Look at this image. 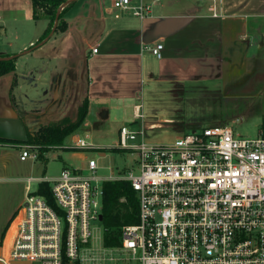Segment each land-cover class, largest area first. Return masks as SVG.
<instances>
[{
	"label": "built area",
	"instance_id": "obj_1",
	"mask_svg": "<svg viewBox=\"0 0 264 264\" xmlns=\"http://www.w3.org/2000/svg\"><path fill=\"white\" fill-rule=\"evenodd\" d=\"M130 2L112 0V7L147 15L149 5ZM162 47L148 49L160 58ZM140 135L120 126L111 147L128 152L137 173L101 179L90 158L88 175L64 166L50 182L28 178L25 199L0 239V264H264V136L243 138L227 125L192 128L166 145L135 142ZM19 147L20 160L38 158L36 146ZM63 147L101 151L76 133ZM33 180L48 184L53 205L38 185L30 192ZM104 180L130 183L138 221L120 227L116 246H104L102 236L98 248L93 222L101 223Z\"/></svg>",
	"mask_w": 264,
	"mask_h": 264
},
{
	"label": "crops",
	"instance_id": "obj_2",
	"mask_svg": "<svg viewBox=\"0 0 264 264\" xmlns=\"http://www.w3.org/2000/svg\"><path fill=\"white\" fill-rule=\"evenodd\" d=\"M130 1L149 5L147 15L113 8L112 0H76L62 16L66 29L35 46L48 16L34 18L31 0H0V56L17 55L14 71L0 76V116L18 118L30 131L38 126H27L28 115L56 106L61 117L49 122L74 118L85 100L86 116L72 134L120 118L138 130L144 90L175 100L192 87L220 84L227 63L263 67L264 0ZM156 44L163 45L160 58L148 49ZM111 145L93 146L104 151L116 142Z\"/></svg>",
	"mask_w": 264,
	"mask_h": 264
},
{
	"label": "rangeland",
	"instance_id": "obj_3",
	"mask_svg": "<svg viewBox=\"0 0 264 264\" xmlns=\"http://www.w3.org/2000/svg\"><path fill=\"white\" fill-rule=\"evenodd\" d=\"M262 61L263 67L258 69L254 68L255 62L249 60H244L240 64L239 61H234L235 65L232 67L227 63L225 75L220 84L192 87L191 91L186 90L185 97L179 94L181 97L175 100L168 99L165 92H161L157 95L158 98H155L156 96L153 97L152 94L144 90L139 100L142 103V115H144L138 121L143 124L142 127L141 125L135 126V129L138 128L142 135L135 142L141 138L150 145H166L173 143L192 128L199 129L216 125H227L235 135L243 138L259 137L262 133L261 125L264 118V60ZM82 103L83 101L79 106ZM60 106H62L61 103ZM55 107L51 106L49 112L46 110V114H42L40 117L28 115L25 123L30 128H36L39 124L53 120L48 119L49 116H56L55 119L60 118V115L57 117L58 113L56 114ZM172 112L178 115H174ZM166 117L170 120H165ZM90 118L93 120L92 115ZM130 122L122 121L120 118L90 129L82 130L83 128H81L76 133H80L92 145L100 143L112 146L111 144L118 141V128L121 125L133 128V123ZM35 130H30V132ZM2 132L4 130L0 127V133ZM86 135L87 137H85ZM65 142H69L67 138ZM3 144L0 145V239L12 215L25 199L26 186L30 177L38 176L50 182L60 174L64 166L80 169L83 174L88 175L89 171L85 166L90 158L97 160L99 167L95 175L101 179L121 174L128 169L133 170L134 173L138 172V166L131 155L115 148H106L104 151H100L53 147L44 153L46 160L42 162L39 159L20 160L21 147L19 145L28 144ZM63 145L65 144L63 143ZM102 152L104 155H99ZM105 181L108 180L103 182ZM37 185V180L30 182L31 193L36 190ZM93 224L96 226L95 235L97 237L94 245L103 248L102 225L97 220ZM96 252L99 251L96 249ZM109 256H116V253L111 252ZM114 262L106 261L105 264H114ZM12 264L23 263L14 262Z\"/></svg>",
	"mask_w": 264,
	"mask_h": 264
},
{
	"label": "trees",
	"instance_id": "obj_4",
	"mask_svg": "<svg viewBox=\"0 0 264 264\" xmlns=\"http://www.w3.org/2000/svg\"><path fill=\"white\" fill-rule=\"evenodd\" d=\"M33 6V17L45 15L49 18V26L45 31L42 39H44L54 22L57 9L66 0H31ZM71 2L61 9L56 30L64 31L66 23L62 19L63 14L73 4ZM5 57V56H0ZM15 58L0 60V76L12 72L15 69ZM87 113V104L83 103L78 107L74 118L65 116L60 120L39 125L37 129L29 131L25 128L27 134L26 141H16L12 139L0 137L2 143H24L36 146L38 158L45 162L44 153L55 147L60 148L64 140L76 131L83 123ZM262 135L264 136V118L262 120ZM48 184L42 182L38 185V193L44 195L47 201L53 205L50 196ZM138 221V198L135 190L130 183L125 180H108L102 183V207H101V224L103 227V245L113 247L119 241V229L123 225L133 224ZM9 223V222H8ZM8 225V224H7ZM7 227V226H6ZM6 227L4 229H6ZM5 231V230H4ZM4 232L1 234L3 237Z\"/></svg>",
	"mask_w": 264,
	"mask_h": 264
},
{
	"label": "water",
	"instance_id": "obj_5",
	"mask_svg": "<svg viewBox=\"0 0 264 264\" xmlns=\"http://www.w3.org/2000/svg\"><path fill=\"white\" fill-rule=\"evenodd\" d=\"M75 1L76 0H66L62 5H60V7L57 9L55 13L54 22H53V25L48 35L44 39H42L39 43H37L35 46H39L43 44L49 37H51V35L54 33L57 27L58 17H59L61 9L64 8L67 4L71 2H75ZM16 56L17 55L14 54L11 56L0 57V60L12 59V58H15ZM0 127L3 128L4 130V132L0 133V137L2 138L12 139L16 141H26L27 140V134H26L25 127L18 118H4L0 116Z\"/></svg>",
	"mask_w": 264,
	"mask_h": 264
}]
</instances>
